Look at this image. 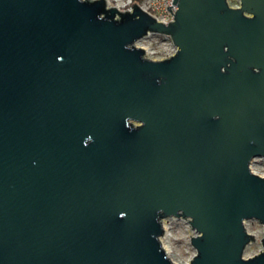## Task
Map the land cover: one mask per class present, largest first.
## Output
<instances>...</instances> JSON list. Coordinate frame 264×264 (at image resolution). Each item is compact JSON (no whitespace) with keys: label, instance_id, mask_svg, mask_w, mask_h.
I'll return each mask as SVG.
<instances>
[{"label":"water","instance_id":"1","mask_svg":"<svg viewBox=\"0 0 264 264\" xmlns=\"http://www.w3.org/2000/svg\"><path fill=\"white\" fill-rule=\"evenodd\" d=\"M177 2L166 26L139 8L140 21L98 20L103 0H0V264H176L156 239L161 209L204 233L192 264H264L243 259L245 221L264 226L251 170L264 157V0ZM148 28L179 56L126 51Z\"/></svg>","mask_w":264,"mask_h":264},{"label":"clouds","instance_id":"2","mask_svg":"<svg viewBox=\"0 0 264 264\" xmlns=\"http://www.w3.org/2000/svg\"><path fill=\"white\" fill-rule=\"evenodd\" d=\"M100 2V0H78V3L80 4H96ZM103 3L105 5V10L98 16V20L101 21H107L109 23H122L124 16L132 15L134 16L135 21H140L142 19L141 16L136 15V9L139 8L141 12H143L148 17L155 20V15L152 13H149L145 11L140 4L134 3V0H119V5H114L112 3V0H103ZM229 7V10L232 11H242L244 8V0H227ZM172 7L174 14H168V16L163 20V23L166 26H171L172 24L176 23V15L180 12L181 7L180 3H175L173 5V0H167L166 3V10ZM115 10L116 14L114 16H111L110 14ZM243 15L245 18L252 20L255 19V13H249L247 11L243 12ZM154 30L152 28L146 29L145 33L139 37L143 38V42L136 44L134 43V40L130 43H127L125 45V50L129 52H143V55L140 57V59L144 62H148L151 64H160L163 62L172 61L173 59L177 58L179 54L182 52V48L179 45H175L174 39L169 36V51L167 52V55L158 56L156 55V52L163 51V49H155L153 48L154 44L158 43V39L156 37H153L151 41L147 40L148 36H153ZM156 36H161V34H156ZM225 52L229 51L228 47H225ZM150 53V54H149ZM229 60L232 61V63L236 62V58L233 56H229ZM228 67H231V64H229L227 67L221 68L222 73H227ZM253 72L260 74L261 69L258 67L253 68ZM164 82V77L161 76L158 80V84H162ZM215 120L219 121L221 117L219 115H216L214 117ZM125 126L129 129V131H140L146 126V122L139 119H134L132 117H127L125 119ZM93 142V138L89 136L85 141V146L89 145ZM260 173L261 180H264V171L257 170ZM126 216L125 213H121V218H124ZM156 223L160 226H163L165 228L166 233L169 230V222L170 221H176L179 220L183 222L184 225V234L181 236L180 240L185 241V244L182 245L179 248L184 249L185 253H188L187 256L181 255L180 260L183 261V264H192V260L194 258L199 257L198 251H190L189 246L191 245V240L193 238H203L204 233L197 234L195 230L191 228V224L194 222V218L192 217H186L183 210H180L175 216H167L165 215L164 211L161 209L158 211L157 216L155 218ZM154 235V233H153ZM252 236L255 237V240H250L248 244L245 246L247 248V255L243 257L245 260H255L259 258L262 254H264V245L260 246L259 250H254V245L260 244V237L257 235V233L252 232ZM156 239L160 240L161 243L164 242V237H156ZM173 247H176L173 240H169L168 243L165 245V250H173Z\"/></svg>","mask_w":264,"mask_h":264},{"label":"rangeland","instance_id":"3","mask_svg":"<svg viewBox=\"0 0 264 264\" xmlns=\"http://www.w3.org/2000/svg\"><path fill=\"white\" fill-rule=\"evenodd\" d=\"M112 3L113 4L119 3V0H112ZM134 3H137V2L134 1ZM138 3L140 4L141 1ZM153 37H156L158 39V43L153 45L154 50L155 49H163V51L156 52V55H158V56L167 55V52L169 51V41H168L169 36L168 37L163 36V35L156 36V34H153V36H148L147 40L151 41L153 39ZM256 158H258L257 160L259 161V163H256L254 165V169L256 171L257 170L264 171V157H256ZM257 174L260 175V173L258 171H257ZM169 224H170V226H169L168 232L166 233V231L164 229V234L162 235V237L165 238L166 243H168L169 240L174 241V244L176 247H173L172 257L179 264H183V261L180 260L181 255H185V256L188 255V253L184 252V249L179 248L185 244V241L180 240L181 236L184 234L183 222L176 220V221H170ZM245 226H247L246 228H248L247 229V230H249L248 232H250V233L255 232L260 237V244L254 245V250H259L260 246L263 245V243H262V239L264 237V226H263V224L257 219H249V220L245 221ZM191 228L193 230H195L192 227V225H191ZM189 248H190V251H197L195 249V247L193 246L192 242H191V245L189 246ZM246 255H247V248L245 249V252H244V256H246Z\"/></svg>","mask_w":264,"mask_h":264},{"label":"built area","instance_id":"4","mask_svg":"<svg viewBox=\"0 0 264 264\" xmlns=\"http://www.w3.org/2000/svg\"><path fill=\"white\" fill-rule=\"evenodd\" d=\"M166 3H167V0H141L140 5L145 11L155 15L156 16L155 18L158 21L163 22V20L168 16V14H174L172 7H171L172 11L169 9L166 10ZM114 5H119V3H116ZM173 5H175V3H173ZM154 34H160V33L154 32ZM161 35L167 36L164 34H161ZM141 42H143V38L136 41V44H139Z\"/></svg>","mask_w":264,"mask_h":264},{"label":"bare ground","instance_id":"5","mask_svg":"<svg viewBox=\"0 0 264 264\" xmlns=\"http://www.w3.org/2000/svg\"><path fill=\"white\" fill-rule=\"evenodd\" d=\"M257 159H258V158L254 159V160L251 162V170H252L254 173H256V174H257V171L254 169V165H255L256 163H259V161H258ZM246 227H247V226H246ZM164 229H165V228H164ZM246 229H248V228H246ZM247 231H249V230H247ZM162 244H163V246H164V248H165V245L167 244L166 241H165V238H164V242H163ZM167 253H168L169 257L173 260V262H175L176 264H179V263L176 262V261L174 260V258L172 257L173 250H169V251H167Z\"/></svg>","mask_w":264,"mask_h":264},{"label":"trees","instance_id":"6","mask_svg":"<svg viewBox=\"0 0 264 264\" xmlns=\"http://www.w3.org/2000/svg\"><path fill=\"white\" fill-rule=\"evenodd\" d=\"M135 2H140L141 0H134Z\"/></svg>","mask_w":264,"mask_h":264}]
</instances>
